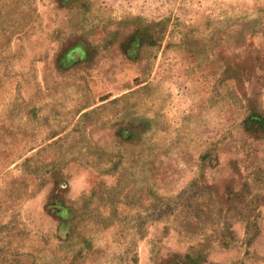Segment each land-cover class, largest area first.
I'll list each match as a JSON object with an SVG mask.
<instances>
[{
  "label": "rangeland",
  "instance_id": "obj_1",
  "mask_svg": "<svg viewBox=\"0 0 264 264\" xmlns=\"http://www.w3.org/2000/svg\"><path fill=\"white\" fill-rule=\"evenodd\" d=\"M0 264H264V0H0Z\"/></svg>",
  "mask_w": 264,
  "mask_h": 264
}]
</instances>
